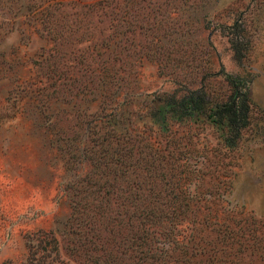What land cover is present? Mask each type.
<instances>
[{
    "label": "rangeland",
    "instance_id": "obj_1",
    "mask_svg": "<svg viewBox=\"0 0 264 264\" xmlns=\"http://www.w3.org/2000/svg\"><path fill=\"white\" fill-rule=\"evenodd\" d=\"M48 1L0 0V264L26 263L27 238L42 231L57 239L58 264H191L197 259L264 264V0H128L125 7L118 0L116 12L125 8L131 22L126 48L115 15L116 43L106 63L114 73L96 79L83 96L73 94L80 83L69 82L84 71L81 48L96 41L81 29L62 36L46 26L40 31L34 12ZM64 10L61 20L75 18ZM238 17L249 35L241 60L234 59L228 41L227 25ZM48 51L61 67L70 62L67 57L74 58L73 72L51 84L38 57ZM225 72L250 79L252 103L250 123L229 145L222 130L202 115L176 120L168 111L167 125L159 121L161 106L189 87L201 88L209 102L225 98ZM98 91L116 116H130L134 123L139 118L130 134L134 156L141 150L145 157H159L161 180L152 191L208 199L207 209L190 205L196 209L194 224L183 221L143 245L139 262L127 249L135 227L126 221L128 212L117 213L111 195L93 224L100 239L79 224L85 214L72 204L82 178L94 179L101 167L94 161L102 131L85 128L80 120L113 113L95 107ZM107 163L101 168L110 177ZM206 211L215 225L196 223L198 213ZM191 227L209 241L202 244L205 252L179 251V235L194 231Z\"/></svg>",
    "mask_w": 264,
    "mask_h": 264
},
{
    "label": "trees",
    "instance_id": "obj_2",
    "mask_svg": "<svg viewBox=\"0 0 264 264\" xmlns=\"http://www.w3.org/2000/svg\"><path fill=\"white\" fill-rule=\"evenodd\" d=\"M117 1L49 0L46 4L38 3L37 5L34 18L41 25L40 31L43 32L46 26L48 32H52V35L62 36L63 32L74 33L81 29V32L88 34L89 38L96 41H94L95 45H92V47H82L81 52L78 54V61L83 64L80 66L84 71L82 70L83 72L78 76L73 75L69 82L72 83L73 80H77L80 83L74 87L73 94H76V96L78 94L83 96L86 92H91L90 85L96 79H98L97 82L103 81L107 75L110 77L114 73V71L109 72L106 63H110L109 57L116 43L113 38L115 15H117L116 19L120 21V25H123L120 34L123 48H126L125 34L129 30L128 25L131 22L126 17L128 11L125 8L116 12ZM127 1H121L123 7H125ZM64 8H67L69 14L75 15V18L69 17L61 20L63 19L61 17L65 16L67 12ZM68 20H70L69 23ZM137 26H140V24H137ZM227 26L230 29L228 41L232 55L234 59L241 60L247 53L249 43V35L244 32L246 30L245 24L238 17L234 18ZM95 46H99L101 49L92 50ZM53 56H55V53H49V51L48 54L38 55L40 62L43 61L41 62L42 74H44L45 81H48V84L56 79L65 78L69 71L73 72L74 70L72 67L74 58L67 57L70 62L63 64L65 67H61L62 64L59 65L52 60ZM43 65H46V69ZM224 80L229 89L225 98L209 102L201 88L189 87L178 96H172V100L166 102L164 107L161 106L163 112L160 111V114H162L159 121L164 123V126L167 125L164 122V114L168 111L171 113V118L176 120L204 116L208 122L222 130V139L224 143L229 145L230 139L238 138L242 130L250 123L252 103L247 90V82L250 79H246L237 73L225 72ZM96 98L95 107L98 111L105 108L112 111V108L107 106L105 93L98 91ZM90 99L91 101L94 100L93 98ZM82 114L84 115V111ZM96 114L93 115L92 113L89 118H85L84 115V119L81 117L80 120L84 123L85 128L102 131L99 155L96 156L94 164L98 166V163H100L101 167L104 165L107 168V162H109L111 174L110 177H107V172L100 167L94 179H91L90 175L84 176L82 178L83 185L79 190L80 196L76 191L74 193L73 208L85 214L83 219H80L79 224L88 227L87 233L89 231L92 234L96 233L94 235L96 239L103 238L93 227V224L97 222L96 213L101 212L103 204L108 203L109 195H111L113 203L118 208L117 213L128 212L126 221L131 227H135V229L132 228V233L129 236L130 241L127 249L133 252V255L137 257V262H139L142 260V253L146 252L143 245L153 243L152 237L154 236L157 238L159 236L165 237L170 233L171 228L181 225L183 221L193 223L196 202L199 206L207 209L208 199L206 197L195 198L190 194L179 196L173 193L161 194L152 191V188L156 185L155 180H161L159 178V157L157 153H155L157 156L154 158L152 156L145 157L141 150H138V155L134 156L135 152L132 149L130 134L136 129L135 123L139 121V118L137 117V120H135L137 122L134 123L133 118L130 116L120 118L121 113L118 116L115 115V112L108 113L107 111L104 115ZM145 158L147 159L146 162H144ZM109 179H111V182H109ZM144 187L150 191L147 193L142 192L141 189ZM90 195L92 196L89 198ZM191 204H194L195 208H190ZM119 220L120 218H118ZM215 221L209 219L208 211L198 213L196 219V223L205 225H215ZM191 228H194V231L190 229L187 235H179V242L181 243L179 251L182 254L186 252L192 254L205 252L202 251V244L205 246L209 241L199 234L200 228ZM209 229L217 230L216 227H209ZM177 232L179 234L178 229ZM184 258L189 260L187 257ZM25 260L26 263L24 264H58L60 258L57 239L54 234L50 231H42L28 236ZM208 261L197 259L192 261L191 264H209Z\"/></svg>",
    "mask_w": 264,
    "mask_h": 264
}]
</instances>
